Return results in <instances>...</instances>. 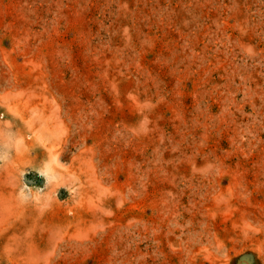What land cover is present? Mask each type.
Returning a JSON list of instances; mask_svg holds the SVG:
<instances>
[{
  "label": "rangeland",
  "instance_id": "obj_1",
  "mask_svg": "<svg viewBox=\"0 0 264 264\" xmlns=\"http://www.w3.org/2000/svg\"><path fill=\"white\" fill-rule=\"evenodd\" d=\"M0 264H264V0H0Z\"/></svg>",
  "mask_w": 264,
  "mask_h": 264
}]
</instances>
